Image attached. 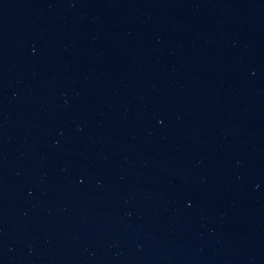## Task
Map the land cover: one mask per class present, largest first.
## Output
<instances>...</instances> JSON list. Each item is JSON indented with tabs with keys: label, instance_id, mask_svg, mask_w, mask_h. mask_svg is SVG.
Instances as JSON below:
<instances>
[{
	"label": "water",
	"instance_id": "1",
	"mask_svg": "<svg viewBox=\"0 0 264 264\" xmlns=\"http://www.w3.org/2000/svg\"><path fill=\"white\" fill-rule=\"evenodd\" d=\"M0 264H264V0H0Z\"/></svg>",
	"mask_w": 264,
	"mask_h": 264
}]
</instances>
